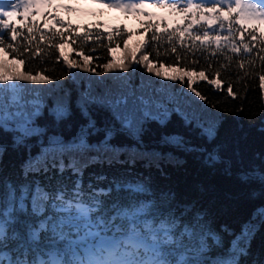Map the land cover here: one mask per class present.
<instances>
[{
  "label": "snow or ice",
  "instance_id": "obj_1",
  "mask_svg": "<svg viewBox=\"0 0 264 264\" xmlns=\"http://www.w3.org/2000/svg\"><path fill=\"white\" fill-rule=\"evenodd\" d=\"M52 0H0V53L7 55L14 53L11 62L0 56V130L13 133V147L25 144L27 138H43L47 132L46 126L37 123V119L44 114L45 109L48 115L53 117L56 123L71 115L70 93L63 95H42L43 91L51 92V89L43 90L35 87L40 83H51L52 77L44 75L43 72L23 71L19 66L25 65V59H17L18 56L28 55L34 59L41 53L38 47L33 51L32 39H26L24 52H20V32L18 25L22 24L29 35L41 30L35 22L28 18L38 11L39 5L51 4ZM161 7L170 9L173 13L183 14L184 19L189 23L169 29L167 26L163 33L159 31V25L166 21L161 18L159 21L146 22L145 32L151 31L150 40L158 43L161 35L168 36L169 49L163 55L172 57L176 61L169 71H161L162 63L150 59V53L144 51L154 47L149 40L139 41L137 47L129 49L128 40H124V47L130 52V57L125 56L119 62L109 60L102 65L106 72L119 69L127 72L130 66L143 65L148 73H154L155 77H164L166 80L180 81L186 85L189 95L197 100L206 101L197 87L193 86L198 81H204L215 90H225L220 77L221 70H227L230 66L231 54L253 53V42L264 44V39L258 40L255 33L264 34V0H155ZM64 7L71 9L70 5ZM109 7H117L125 11H137L143 13L145 0H139V4L133 0H109ZM20 8L23 9L22 13ZM22 15L24 21H16L17 16ZM149 15H151L149 13ZM61 25L65 21L53 16ZM31 24V26H29ZM198 26V27H197ZM72 23L67 22V30L73 29ZM200 34H194L193 29ZM49 47L58 51L57 62L60 58L69 70L86 69L95 73V68L90 65L93 62L91 55H85L79 51L77 55L82 63L70 59L63 51L64 43L70 39L75 43L71 33L66 36V29H50ZM118 33L120 29L116 30ZM226 32L227 35H222ZM178 34L181 49L191 48L185 42V34L193 42L199 41L202 48V55L208 68H201L196 72L198 59L189 63L192 70H183L179 67L183 60L177 46L172 43L173 36ZM124 35L129 39L132 33L124 29ZM250 37L248 42L245 36ZM8 37V40L5 37ZM60 38L64 43L53 44L52 40ZM85 43L95 39L101 40L102 34L95 37L89 31L84 33ZM44 34L41 32V39ZM237 39L239 42H237ZM109 44L113 41L111 32L107 35ZM214 46V50L207 51ZM95 53V49H92ZM114 51V50H111ZM264 48L257 50V55L264 62ZM191 54L195 55V52ZM162 54L155 50L156 61ZM99 59V57H97ZM129 60V63H125ZM218 65L217 70L209 76L208 70ZM253 61L248 62L252 67ZM237 70L245 69V61L239 60L234 65ZM247 75V73H245ZM122 83L117 84L115 90H107L104 96H94L90 91L80 92L76 99V107L87 119V124L82 125L77 137L72 141L65 142L63 137L52 135L48 137L49 145L58 150L61 159L53 161L51 167L63 173L71 169L77 175L80 171L74 159H69L66 164L63 155L78 151L81 146L88 150L101 152L127 151L128 146L123 149L110 143L117 132H125L139 141L140 126L145 118L158 121L161 125L167 123L173 111L181 115L186 125L195 122L200 128L201 134L209 142L217 135L218 125L216 123L201 122V116L195 109L190 113L182 112L179 106L169 109L165 103L157 102L155 98H146L143 94L135 96V90L126 92L130 88V78L121 77ZM241 79V77H237ZM259 86L264 89V74L258 75ZM141 83L140 87H143ZM163 92V89H157ZM226 93L231 98L237 97L231 83H228ZM9 97L8 102L5 97ZM51 101L49 104L48 101ZM169 102H174L173 97H168ZM96 105L109 111L115 124L103 129L105 135L98 144H89L88 136L99 129L96 122L91 118L90 107ZM152 106L157 109L153 114L149 111ZM91 130V131H90ZM264 130V129H262ZM165 143L184 148L185 142L182 136L171 135L163 138ZM7 146L0 145V157L6 152ZM193 151L196 149H185ZM42 151L36 157L29 156L28 161L21 165L23 177L27 178L30 172H47L49 164L41 161ZM91 162H99L100 157H91ZM220 157L216 150L208 152L206 162L215 163ZM248 179L246 175L240 177ZM98 179L105 182V187L93 190L87 201L81 196L79 182H74L73 198H65V189L59 185L49 191L45 185L31 181L17 184L9 178L0 179V264H247L241 257H247L250 252L251 239L258 230L259 225L249 223L240 235L232 242V246L226 252L221 253V258L211 261L202 260L200 253L206 249L207 236L219 243L217 237L207 230V223L204 220V213L197 210L190 219L181 222V217L192 212V206H185L180 216L168 212L158 211L153 205L139 200L138 196H121L118 189L109 185L104 177ZM264 180V177H261ZM131 194H138L146 191L145 188L137 185H127ZM113 192L116 193L113 196ZM111 198L106 202L104 198ZM47 209V211H46ZM264 217V211L258 213Z\"/></svg>",
  "mask_w": 264,
  "mask_h": 264
},
{
  "label": "trees",
  "instance_id": "obj_2",
  "mask_svg": "<svg viewBox=\"0 0 264 264\" xmlns=\"http://www.w3.org/2000/svg\"><path fill=\"white\" fill-rule=\"evenodd\" d=\"M131 33L130 39L123 35L116 42L104 44L105 46L86 47L79 42L64 43V53L77 63H82L77 55L79 51L91 55L93 62L90 66L95 68V73L86 69L69 70L62 58L57 62L58 51L54 47L50 48L49 42H33V51L37 47L41 49V53L34 59L30 60L27 54L16 57L26 61L25 65L19 66L21 70L32 71L33 74L41 71L44 75L52 77L51 83L42 82L35 85L43 90L51 89L50 93L43 91L42 95L70 93L71 115L56 123L45 109L44 114L37 119L38 124L47 127L44 138L26 139L25 144L18 147H13V133L0 130V145L7 146L6 152L0 157V179L6 177L17 184L38 180L49 191L60 185L61 178L56 177L58 171L51 167V164L54 160L61 159V155L49 145L48 137L58 135L63 137L65 142L72 141L77 137L81 126L88 122L76 107L78 94L90 91L94 96H104L107 90H115L117 84L123 82L121 77H128L130 88L125 89L126 92L134 89L135 96L143 94L146 98H155L157 102L165 103L169 109L179 106L182 112L188 113L195 109L201 116L202 123L218 125L216 138L209 142L195 122L186 125L181 115L173 111L164 125L145 118L140 126L139 141L128 133L117 132L110 142L118 144L121 149L127 145V151L98 153L81 147L78 151L63 155L65 163L67 164L70 158L74 159L77 168L94 182L95 188L98 183L105 185L104 181L98 179L101 176L106 178L108 183H113L117 177L147 181L154 190L150 197L152 204L166 213L172 212L180 216L185 206H192V212L181 217L182 223L190 219L197 210L204 213L207 230L219 240L217 243L211 235L205 238L210 242L208 254L212 256H220L230 249L232 242L249 223L259 225L251 239L250 254L241 257V260L247 264H264V217L258 215L260 211H264V180L261 179L264 177V89L260 88L257 79L258 75L264 74V62L257 55L258 48L252 54L231 55L229 68L221 70L220 78L225 81V90H215L204 81L194 84L193 86L207 97L206 101H200L188 94L185 84L155 77V74L148 73L142 64L130 66L126 73L119 69L106 72L102 65L109 60L119 62L125 56L130 57V52L124 47L125 39L128 40L129 49L133 50L139 41L147 39L150 44L153 43L150 40V32H145L144 29ZM53 44L58 42L54 41ZM175 44L183 57L179 64L181 69L192 70V64L189 62L197 59L199 62L196 72L201 68H208L202 51L193 55L188 48L181 49L180 42ZM261 46L262 44L260 48ZM92 49H95V53ZM167 49L169 45L159 43L155 48L149 47L144 51L150 53V59L157 63V67L160 63L164 65L161 71L171 73V66H175L176 61L163 55ZM155 50L162 54L159 61H156ZM20 52H24V46L20 47ZM14 55L11 52L7 55L0 53V56L9 62ZM260 55H264V52ZM239 60L245 61V69L237 70L233 67ZM249 61L254 62L252 67L248 66ZM124 62L127 64L129 60ZM217 67L214 62V66L206 74L211 78L210 74L215 72ZM75 76L79 80H76ZM238 76L241 79L238 80ZM141 83L143 87H140ZM228 83L232 84L233 90L238 94L235 99L226 93ZM157 89L164 91L158 92ZM169 96L173 97L174 102H169ZM8 99L6 96L5 101L8 102ZM89 111L91 118L96 122V128L99 129L88 136L91 140L99 143L105 135V127L115 124L119 128V124L105 108L92 105ZM149 111L155 114L157 109L150 106ZM171 135L182 136L184 148L165 143L163 138ZM189 148L196 150H185ZM213 150H216L220 159L215 163H208L207 153ZM42 151L45 155L41 156V161L49 164V170L30 172L27 178L23 177L21 165L28 161L29 156L36 157ZM97 156L100 157L99 162H91L90 158ZM242 175H246L248 179L242 180Z\"/></svg>",
  "mask_w": 264,
  "mask_h": 264
},
{
  "label": "water",
  "instance_id": "obj_3",
  "mask_svg": "<svg viewBox=\"0 0 264 264\" xmlns=\"http://www.w3.org/2000/svg\"><path fill=\"white\" fill-rule=\"evenodd\" d=\"M204 148V147H203Z\"/></svg>",
  "mask_w": 264,
  "mask_h": 264
}]
</instances>
